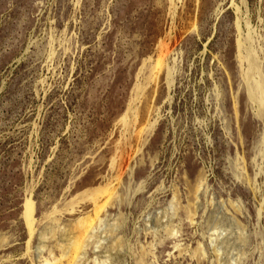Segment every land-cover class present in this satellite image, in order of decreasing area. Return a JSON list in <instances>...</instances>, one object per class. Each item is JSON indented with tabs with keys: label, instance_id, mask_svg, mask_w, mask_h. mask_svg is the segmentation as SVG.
Returning <instances> with one entry per match:
<instances>
[{
	"label": "rangeland",
	"instance_id": "rangeland-1",
	"mask_svg": "<svg viewBox=\"0 0 264 264\" xmlns=\"http://www.w3.org/2000/svg\"><path fill=\"white\" fill-rule=\"evenodd\" d=\"M259 83L264 0H0V264H264Z\"/></svg>",
	"mask_w": 264,
	"mask_h": 264
},
{
	"label": "bare ground",
	"instance_id": "bare-ground-1",
	"mask_svg": "<svg viewBox=\"0 0 264 264\" xmlns=\"http://www.w3.org/2000/svg\"><path fill=\"white\" fill-rule=\"evenodd\" d=\"M224 10V9H223ZM250 69H251V71H255V69H256V64H255V61L254 60H252V59H250ZM169 78H170V76H169ZM254 94H256V96L257 97H254ZM249 96H250V98L251 99H253V100H255V101H257V99L259 100V101H257V102H260L259 104H262V103H264V87H263V85L262 84H257L256 86H253V87H251L250 88V90H249ZM264 108V107H263ZM264 110V109H263ZM199 188V187H198ZM203 187H201V189H202ZM202 192V191H201ZM200 193V192H199ZM200 195V194H199ZM199 195H196L197 197L199 196ZM201 196V195H200ZM200 196L198 197L199 199H200ZM199 199H198V202H199ZM197 203V202H196ZM200 203V202H199ZM199 203L197 204V205H199ZM196 205V206H197ZM198 210V209H197ZM88 236H89V234H88ZM87 236V237H88ZM80 240V239H79ZM81 240H83V239H81ZM87 240V239H86ZM79 242V241H78ZM85 242V241H84ZM81 243H83V241H80V244ZM80 244H78V245H80ZM76 256H78V253H76ZM81 257V256H80ZM81 258H83V257H81ZM79 259V258H78Z\"/></svg>",
	"mask_w": 264,
	"mask_h": 264
}]
</instances>
